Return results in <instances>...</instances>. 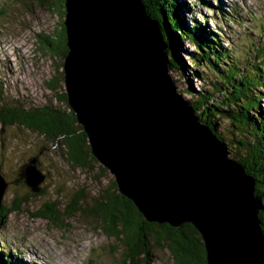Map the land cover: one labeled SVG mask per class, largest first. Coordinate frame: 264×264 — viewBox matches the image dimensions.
<instances>
[{"label": "water", "instance_id": "obj_1", "mask_svg": "<svg viewBox=\"0 0 264 264\" xmlns=\"http://www.w3.org/2000/svg\"><path fill=\"white\" fill-rule=\"evenodd\" d=\"M64 6L67 105L118 192L148 223L191 225L206 264H264L256 182L177 92L160 3ZM17 175L33 194L41 191L45 175L35 158ZM7 185L0 173V207Z\"/></svg>", "mask_w": 264, "mask_h": 264}, {"label": "trees", "instance_id": "obj_2", "mask_svg": "<svg viewBox=\"0 0 264 264\" xmlns=\"http://www.w3.org/2000/svg\"><path fill=\"white\" fill-rule=\"evenodd\" d=\"M37 1L47 3L49 0ZM50 1L54 2L53 7L62 19L65 0ZM214 1L215 7L206 0H148L152 9L160 3V24H164L169 33L167 42L172 50L170 71H174L178 78L172 79L174 84L178 90L190 95V99L185 101L192 106L194 113L226 145L232 158L243 164L254 178L264 229V20L251 19L255 24L252 31L245 34L244 44L234 45L229 41L231 46L223 47L221 36L210 29L207 20L198 21L200 5L196 4L212 10L214 25L230 21L241 27L243 18L238 7V12L231 8L229 13L224 10L222 0ZM187 18L191 25L187 24ZM60 25L58 45L43 33L38 37L45 46L56 48V54L64 60L66 33L63 23ZM185 44L192 45L193 50L185 53ZM62 82L61 72L57 84L61 91L54 97L58 105L42 107L5 98L4 84L0 82V126H16L35 133L52 147H57V152L72 167L90 170L91 163L97 161L91 155L85 133L67 105ZM57 88L51 85L52 90ZM100 169L105 176L107 170ZM18 203L13 202L10 208L1 205L0 233L8 215L17 210ZM90 203L86 205L85 196L79 192L71 197L63 212L68 217L84 214L92 219L103 235L121 241L126 250L123 264H149L151 239L158 247L165 243L175 264H206L203 242L191 225L174 229L166 224L146 222L133 203L118 192L114 180L108 192L106 190L93 197ZM36 217L62 227V217L55 205L39 210ZM4 251L0 246V264H24L21 258L15 259Z\"/></svg>", "mask_w": 264, "mask_h": 264}, {"label": "rangeland", "instance_id": "obj_3", "mask_svg": "<svg viewBox=\"0 0 264 264\" xmlns=\"http://www.w3.org/2000/svg\"><path fill=\"white\" fill-rule=\"evenodd\" d=\"M206 1L215 7L216 1ZM222 1L224 10L229 13L231 8L240 9L241 27L230 21L214 25L212 10L203 9L201 4H196L200 5L198 21L207 20L210 29L221 36L223 47L230 42L244 44L245 34L251 32L255 24L251 19L264 20V0ZM53 3L50 0L47 3L0 0V82L4 84V97L9 100L27 102L35 107L58 105L54 97L61 91L57 84L63 60L56 54V48L45 46L38 37L43 33L55 42L54 45L58 41L64 17H59ZM188 15L193 19L191 13ZM186 20L188 25L192 24L188 18ZM183 48L185 53L193 50L189 44ZM169 73L172 79H178L174 71ZM51 85L58 88L52 90ZM61 89L65 92L63 82ZM177 92L184 100L190 99L183 90L177 89ZM51 145L21 127L0 126V172L8 183L1 204L10 208L13 202H19L17 210L6 219L0 233V246L11 257L21 258L24 264H123L126 250L121 241L103 235L90 217L80 213L68 217L63 212L67 202L79 192L85 196L86 205H90L93 197L109 191L114 178L108 171L103 176L98 162L91 163L90 170L72 167L57 152L58 148ZM31 158L37 160L38 169L45 175L37 194H33L17 175L20 166ZM53 205L61 214V228L36 217L39 210ZM164 245L155 246L150 240L149 264H175Z\"/></svg>", "mask_w": 264, "mask_h": 264}, {"label": "bare ground", "instance_id": "obj_4", "mask_svg": "<svg viewBox=\"0 0 264 264\" xmlns=\"http://www.w3.org/2000/svg\"><path fill=\"white\" fill-rule=\"evenodd\" d=\"M169 75H170V73H169ZM171 77V76H170ZM171 79H172V77H171ZM1 173V172H0ZM2 174V173H1ZM3 175V174H2ZM41 258L43 259V257L41 256ZM45 260V259H44ZM46 261V260H45Z\"/></svg>", "mask_w": 264, "mask_h": 264}]
</instances>
